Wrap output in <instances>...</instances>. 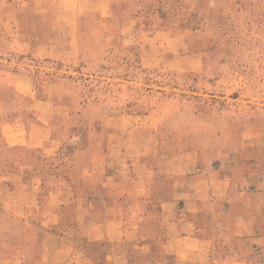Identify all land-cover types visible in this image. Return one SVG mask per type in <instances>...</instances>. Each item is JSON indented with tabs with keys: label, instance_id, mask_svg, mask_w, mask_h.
<instances>
[{
	"label": "rangeland",
	"instance_id": "obj_1",
	"mask_svg": "<svg viewBox=\"0 0 264 264\" xmlns=\"http://www.w3.org/2000/svg\"><path fill=\"white\" fill-rule=\"evenodd\" d=\"M22 131L29 150L6 140ZM195 150L264 182V0H0V264H264L227 219L207 259L163 234L84 243L134 222L168 193L154 171ZM76 160L105 180L92 204Z\"/></svg>",
	"mask_w": 264,
	"mask_h": 264
},
{
	"label": "crops",
	"instance_id": "obj_2",
	"mask_svg": "<svg viewBox=\"0 0 264 264\" xmlns=\"http://www.w3.org/2000/svg\"><path fill=\"white\" fill-rule=\"evenodd\" d=\"M10 139L13 140L15 148L27 146L26 149L29 150L32 147L26 131L17 134L8 132L6 140L10 142ZM216 159H204L198 150L168 156L167 167L155 170L151 181L153 185L160 181L166 182L168 193L161 198L153 194L150 203L142 205V209L137 207L138 210L132 214L136 216L135 221L129 225H126L127 220H122L119 228H116L113 219H110L102 225L98 224V227L93 226L90 229L92 235H88L83 240L84 243L107 240L120 248L126 246L137 234L148 241H154L163 234L167 239L166 247L176 251L177 259H193V256L195 259H207L215 247V233L220 229L216 223L227 219L232 224L228 231L237 237V243L240 239H246L249 241V248L264 244V227L260 228L258 225L259 218L264 217V182H259L256 188L244 187L250 182L237 178V174L230 167H214ZM82 163L83 160H76L71 169L77 170L82 166L84 181H76L74 174L77 171L71 172V181L74 193L79 197L81 195L77 185L81 182L86 185L88 194L85 197L92 204L96 201V185L106 183L93 164L81 165ZM19 166L31 168L33 163L23 160ZM104 191V206L110 208L112 203L109 200L112 201L114 197L107 188ZM159 200L161 203L157 202ZM149 224L152 225L151 228ZM76 243L79 244L80 241L77 239ZM13 261L12 258L7 259L5 264H14Z\"/></svg>",
	"mask_w": 264,
	"mask_h": 264
}]
</instances>
